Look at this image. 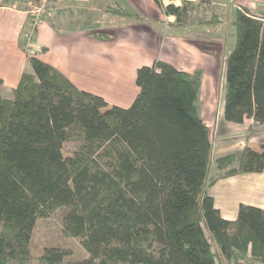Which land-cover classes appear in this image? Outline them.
Masks as SVG:
<instances>
[{"label": "trees", "instance_id": "16d2710c", "mask_svg": "<svg viewBox=\"0 0 264 264\" xmlns=\"http://www.w3.org/2000/svg\"><path fill=\"white\" fill-rule=\"evenodd\" d=\"M58 1L49 0L55 7ZM155 1L176 16L174 26L193 5ZM0 3L28 10L36 29L30 9L41 0ZM108 11L131 14L120 6ZM211 14L205 23L221 21ZM233 15L224 119L263 124L264 17L241 3ZM20 44L33 72L22 74L10 97L0 76V264L264 262V208L241 203L237 218L227 219L209 192L222 178L264 171V143L218 156L210 174L202 68L189 72L162 59L143 64L139 92L123 107L77 87L29 51L26 39ZM60 209L63 232L88 257L36 241L38 222Z\"/></svg>", "mask_w": 264, "mask_h": 264}, {"label": "crops", "instance_id": "0c3cea01", "mask_svg": "<svg viewBox=\"0 0 264 264\" xmlns=\"http://www.w3.org/2000/svg\"><path fill=\"white\" fill-rule=\"evenodd\" d=\"M190 1L195 5L199 0ZM232 1L233 13L239 3L253 10L263 8L264 11V0ZM171 2L182 4V0H163L164 4ZM202 3L197 7L203 6ZM57 4L54 17L40 22L32 30L28 10L17 7V4L0 3V76L4 80V90L13 92L22 74L33 72L28 52L20 44L23 39L27 41L28 34L33 31L34 37L26 47L29 46L38 58L61 71L80 89L99 94L110 104L123 107L131 105L139 92L136 83L137 68L160 57L155 54V50L150 52L147 45L143 46L146 36L141 33L137 38L128 30L133 25L145 26L150 23L160 35H164L165 26L175 22V15H167L155 0H59ZM213 4L218 6L216 1ZM116 6L124 7L131 13L125 16L133 20L114 22L115 15L124 16L108 11ZM204 9V15H207L208 3ZM220 22L206 25L223 26L224 23ZM144 29L141 27L140 31ZM99 32L106 36H97ZM168 35L172 37L171 33ZM201 52L205 55L202 58L204 62L198 67L204 70L201 96L202 100L209 96L210 103L208 108L205 100L206 107L202 106V115L210 129L212 155L213 151L215 158L229 152L241 153L246 145L259 150L264 143V123H258L254 118H246L243 123L227 121L223 113L225 102L219 106L218 83L222 89L226 88L227 53L213 58L214 52ZM216 59H219L220 64ZM210 76L209 81L214 90L207 95L205 84ZM210 88L211 85L208 89ZM209 192L214 196L216 206L223 216L234 220L241 203L264 208V171L222 178L209 187Z\"/></svg>", "mask_w": 264, "mask_h": 264}, {"label": "rangeland", "instance_id": "374dc122", "mask_svg": "<svg viewBox=\"0 0 264 264\" xmlns=\"http://www.w3.org/2000/svg\"><path fill=\"white\" fill-rule=\"evenodd\" d=\"M3 1V0H0ZM200 1V0H199ZM196 2L195 5L189 4L188 9L190 14H185L183 18V22L180 25H171L169 23L167 26H165V34L160 35L157 31L156 27L151 25L150 23L141 26V25H133L132 28H130L128 31L134 34V37L139 38V35L142 33L144 36H146V41L142 42L143 46L147 45L150 52L155 50V54L158 55L160 58L168 62L173 63L178 68H186V69H197L200 67V63L204 62L202 58L205 56L203 54V50H206L207 52H214L213 58H217L218 55L226 53V49H230L234 46V42L236 39L235 36V29L232 24V20L234 18V13L232 11V7L234 5L232 0H212L213 3H215L218 6H215L212 2L208 0V2ZM30 2V1H28ZM65 2V1H64ZM41 3L44 4V1L41 0ZM40 3V4H41ZM63 3V2H62ZM194 3V2H193ZM200 3L203 4V6H200L203 8V11L200 10L201 8L197 7V5H200ZM208 3V14L205 17L204 12L206 11L205 5ZM48 4V2H47ZM36 6V5H33ZM58 6V4H57ZM124 8V7H121ZM213 8V9H212ZM220 9V10H218ZM123 10H126L125 8ZM214 10L215 12L219 13V16L215 17V19L222 18V21L220 23H224L223 26L215 27V25H206L204 22L206 19H208L212 14H210ZM217 10V11H216ZM254 11L258 14H261L264 17V11L263 8H255ZM55 13L52 17H54ZM123 17L120 15H115L114 22H121V21H131L132 19H128V17ZM135 17V15H134ZM130 18V17H129ZM176 19V16H175ZM157 21V20H156ZM160 22V21H159ZM175 23V22H172ZM219 23V22H217ZM157 24V23H156ZM154 24V25H156ZM177 24V23H176ZM159 25V24H158ZM141 27L145 28L144 31H140ZM120 29L121 28H117ZM172 35V37H169L168 34ZM148 43V44H147ZM226 48V49H225ZM229 52V51H228ZM154 60V61H155ZM154 61H152L150 64H152ZM219 63V59H216ZM214 62L213 60L211 61ZM220 64V63H219ZM218 64V65H219ZM209 75V72H208ZM211 76L209 79L206 80V93L211 94L209 91H213L212 84L210 83ZM211 85V88L208 89V87ZM218 83V101L219 106H222L225 102V94H226V88L223 87ZM221 90V91H220ZM4 96H12L11 92L3 91ZM206 97V95H205ZM206 103L208 105V108H210L209 96L206 97ZM205 100H202L201 96V104L204 107L205 106ZM206 107V106H205ZM77 145V144H74ZM67 149H65V152H68V148H72V144L67 145ZM70 146V147H69ZM229 153H235V152H229ZM215 151H213L212 155V162L210 166V174L214 173L215 167L213 164V160L216 156H214ZM62 215H63V209H60L56 211L53 215H51L49 218L42 219L38 222L36 231H35V239L37 242L47 245H60L65 246L73 249V256L75 258H85L88 257V252L80 245L79 242H77L75 239L65 235L63 232L62 227ZM223 264H232L227 261H225L223 258H221ZM264 264V262L259 263Z\"/></svg>", "mask_w": 264, "mask_h": 264}, {"label": "built area", "instance_id": "2783aa9c", "mask_svg": "<svg viewBox=\"0 0 264 264\" xmlns=\"http://www.w3.org/2000/svg\"><path fill=\"white\" fill-rule=\"evenodd\" d=\"M43 1L44 4L41 3L39 5L33 6L30 10V12L33 15L35 26H37L40 22L51 18L56 11V7L51 5L48 2V0H43ZM68 1H73V0H68ZM33 37H34V32L31 31L27 36V45H30V42L32 41ZM27 49L30 51L29 46H27Z\"/></svg>", "mask_w": 264, "mask_h": 264}]
</instances>
